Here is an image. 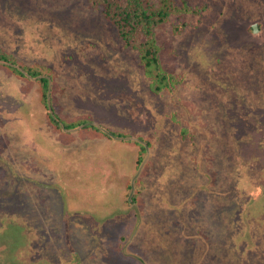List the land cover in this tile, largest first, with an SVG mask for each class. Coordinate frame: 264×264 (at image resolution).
Masks as SVG:
<instances>
[{
  "label": "rangeland",
  "instance_id": "obj_1",
  "mask_svg": "<svg viewBox=\"0 0 264 264\" xmlns=\"http://www.w3.org/2000/svg\"><path fill=\"white\" fill-rule=\"evenodd\" d=\"M173 2L156 89L101 4L0 0L48 78L0 62V264H264V0Z\"/></svg>",
  "mask_w": 264,
  "mask_h": 264
},
{
  "label": "trees",
  "instance_id": "obj_2",
  "mask_svg": "<svg viewBox=\"0 0 264 264\" xmlns=\"http://www.w3.org/2000/svg\"><path fill=\"white\" fill-rule=\"evenodd\" d=\"M101 4L105 14L116 25L125 44L135 47L140 54L145 71L152 76V86L156 89L167 85V75L162 71L158 61V47L154 36V26L166 20L178 6L173 0H92ZM140 36L143 39L140 40ZM0 62L8 65L15 73L22 76L40 79L43 95H47L48 78L39 71L15 63L7 54L0 52ZM52 121L59 125L61 120L52 116ZM84 121L63 123L60 125L66 130L79 126H86ZM109 134V133H108ZM112 136H122L120 133H111Z\"/></svg>",
  "mask_w": 264,
  "mask_h": 264
},
{
  "label": "water",
  "instance_id": "obj_3",
  "mask_svg": "<svg viewBox=\"0 0 264 264\" xmlns=\"http://www.w3.org/2000/svg\"><path fill=\"white\" fill-rule=\"evenodd\" d=\"M254 28H255V26H254Z\"/></svg>",
  "mask_w": 264,
  "mask_h": 264
}]
</instances>
